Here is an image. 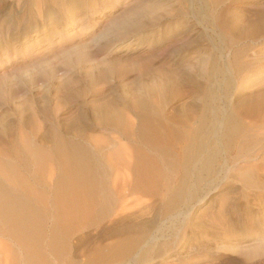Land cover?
<instances>
[{
	"label": "rangeland",
	"instance_id": "374dc122",
	"mask_svg": "<svg viewBox=\"0 0 264 264\" xmlns=\"http://www.w3.org/2000/svg\"><path fill=\"white\" fill-rule=\"evenodd\" d=\"M122 20L131 27H119ZM263 95L264 0H0V203L9 187L36 200L50 236L62 216L55 205L67 172L61 149L88 150L108 186L116 137L115 148L130 147L159 165L155 210L141 215L135 201L117 224L142 225L160 238L154 264H264V170L261 183L247 175L261 160L250 156L262 146L264 122L240 111ZM144 99L156 123L197 130H189L193 152L190 140L203 138L214 111L220 117L234 107L241 130L250 131L224 147L216 173L204 174L194 197L173 200L174 189L185 186L176 182L185 168L171 163L190 147L163 155L136 129L121 137L108 119L116 112L138 126ZM92 206L91 220L73 232L88 248L109 242L117 227L107 219L99 228ZM4 220L0 207V233H12Z\"/></svg>",
	"mask_w": 264,
	"mask_h": 264
},
{
	"label": "bare ground",
	"instance_id": "6f19581e",
	"mask_svg": "<svg viewBox=\"0 0 264 264\" xmlns=\"http://www.w3.org/2000/svg\"><path fill=\"white\" fill-rule=\"evenodd\" d=\"M119 24L121 28L131 27L129 20H122ZM259 25L260 22L254 25L256 30L259 29ZM80 55L78 53V56ZM260 98L259 104L256 102L257 105L240 111H244L245 115L250 113L260 114V119L264 122V115H261V110L264 109V95ZM147 101L145 99L140 101L139 110L142 115L138 126L132 121H125L119 113L111 114L112 117L110 116L111 118L108 119H110L111 125L116 132L121 137H127V135L131 137V134H134V129H136L138 138L146 141L154 151H159L163 155L176 152V148L181 145H183V149H188L191 146L188 145V141L191 138L188 139L189 130H192L193 127H189L187 131H182L172 128L171 126L173 125H170V123H156L152 118V115L153 117L155 116L156 110ZM240 111L231 107L225 113L223 112L220 117H218L220 114L216 115V111H214L215 116L213 119L216 120H213L209 125H204L203 130L200 128L202 134L206 131L203 138L196 139L195 137L190 140L195 143V152H193L192 146L186 152L184 150V154L178 155L173 160L174 162L171 163L172 167L176 164L180 167L183 164L185 168L181 176L176 179V182L179 183L180 181L185 186H179L174 189L173 195L175 196L173 200L176 198L180 199L182 198L180 196L187 193V196L196 195L199 192H196L197 187H199L200 181L205 177L204 174L210 172L213 174V167L217 164L216 161L224 147L228 148L229 146L232 148L238 144L240 140L238 141L237 138L244 131L249 134L250 130H241L243 125L241 126L240 121L237 119V116L241 114ZM199 124L197 127H203L202 124ZM262 126L264 128V123H262ZM195 131L198 133L196 129ZM263 131L259 133L262 146L250 156L253 160L255 158H261V160L254 164L252 168L249 167L250 170L247 172L248 177L257 180V182H260L259 170H264V157H262L264 154ZM239 139L243 140V138ZM114 140V144L119 142L116 141L118 140L116 137ZM116 144L113 147L117 150L111 156V183H107L110 186L106 185V171L102 170L99 163L100 170L98 169L96 164L98 161L95 162L92 155L87 152L88 150L85 151L86 149L84 150L76 145L67 147L66 144L61 149L63 153L65 151V164L67 166L65 168L67 172L66 174L64 173L65 180L63 179L64 183L62 181L63 184L61 183L62 185L59 187L58 199H56L55 205L58 204L56 207L62 216L56 219L50 236L49 233L48 235L43 233L44 228H46L43 227L44 212L41 213V206L39 207V203L35 202L36 200L34 201L26 195L16 193L12 188L9 189L10 187L1 190L2 201L0 207L2 216L5 218L4 221L8 225L5 224L12 233H0V264H127L128 262L132 264L152 262L151 264H154L160 261V238L150 236L151 234L149 233H143L141 224V227L133 225H130L132 227H124L122 225L124 228L120 227L119 229L117 226L119 220L133 212L132 205L134 207L135 201L140 200L139 202H142V206L138 205L139 210L136 208L139 213H143L141 215L155 210L156 197H160V169L158 174L155 172L159 165L151 157H144L143 160L140 157L142 155L135 157L130 147L128 148V144L126 147L128 149L123 148V152L119 149L122 147L120 144L115 148ZM59 147L62 146L59 145ZM152 168H154V171L151 172ZM73 177L77 178L76 182L72 181ZM250 182L251 180L249 179L248 184ZM258 192L261 193L262 190H258ZM144 196L148 198L144 199ZM173 200L171 201L174 204ZM139 202L136 203L138 204ZM246 203L249 205V201ZM91 205L97 211L96 216L98 218L96 217V219L98 220L97 226L99 228L103 226L104 221L107 219V222H111V224L110 222L108 223L110 224L109 226L114 224L117 227L106 236L110 238L109 242H97L93 247L89 246L91 248H88L86 244L82 243L84 235L73 232L89 221L91 214L88 208L91 209ZM98 227L97 229L99 230ZM136 231L141 233H135ZM46 239L48 241L47 246L44 244ZM49 254L50 256H48ZM169 255L167 254L165 258H168Z\"/></svg>",
	"mask_w": 264,
	"mask_h": 264
}]
</instances>
